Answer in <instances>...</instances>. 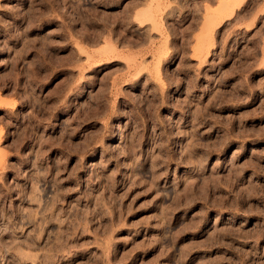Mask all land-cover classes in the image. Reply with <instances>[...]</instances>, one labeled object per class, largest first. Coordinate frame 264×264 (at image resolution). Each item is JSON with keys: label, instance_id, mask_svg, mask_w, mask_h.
I'll list each match as a JSON object with an SVG mask.
<instances>
[{"label": "rangeland", "instance_id": "obj_1", "mask_svg": "<svg viewBox=\"0 0 264 264\" xmlns=\"http://www.w3.org/2000/svg\"><path fill=\"white\" fill-rule=\"evenodd\" d=\"M0 264H264V0H0Z\"/></svg>", "mask_w": 264, "mask_h": 264}, {"label": "bare ground", "instance_id": "obj_2", "mask_svg": "<svg viewBox=\"0 0 264 264\" xmlns=\"http://www.w3.org/2000/svg\"><path fill=\"white\" fill-rule=\"evenodd\" d=\"M229 4L227 3L225 6H228ZM233 4H231V8H232Z\"/></svg>", "mask_w": 264, "mask_h": 264}]
</instances>
